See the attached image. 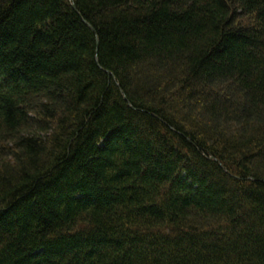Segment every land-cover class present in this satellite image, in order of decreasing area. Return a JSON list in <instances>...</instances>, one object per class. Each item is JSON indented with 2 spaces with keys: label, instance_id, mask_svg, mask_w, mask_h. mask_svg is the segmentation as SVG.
Listing matches in <instances>:
<instances>
[{
  "label": "trees",
  "instance_id": "1",
  "mask_svg": "<svg viewBox=\"0 0 264 264\" xmlns=\"http://www.w3.org/2000/svg\"><path fill=\"white\" fill-rule=\"evenodd\" d=\"M0 264H264V0H0Z\"/></svg>",
  "mask_w": 264,
  "mask_h": 264
}]
</instances>
